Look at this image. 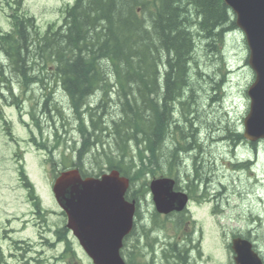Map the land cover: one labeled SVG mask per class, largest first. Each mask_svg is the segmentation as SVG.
I'll use <instances>...</instances> for the list:
<instances>
[{
    "label": "trees",
    "instance_id": "trees-1",
    "mask_svg": "<svg viewBox=\"0 0 264 264\" xmlns=\"http://www.w3.org/2000/svg\"><path fill=\"white\" fill-rule=\"evenodd\" d=\"M21 3L16 0L15 9L11 6V31L0 30V98L10 95L19 104L23 96L13 95L15 83L31 91L35 84L44 85L54 78L56 86L62 88L72 115L71 120L66 119L64 111L57 110L65 139L55 127L56 144H40L49 151L55 177L72 167L93 175L101 172L104 164L128 176L133 184L155 175L164 165L178 176L185 156L195 153L196 174L188 184L189 193L195 196L202 184L197 153H204V145L201 127L197 125L190 135L184 128L188 123L193 127L188 115L198 110L192 106L207 92L197 84L205 76L195 55L202 48L212 50L218 55L220 72L225 65L221 49L230 32L238 29L224 0H75L62 9V25L52 24L44 33L34 17L21 9ZM46 71L49 75H41ZM219 82L212 80V85L217 84L211 85L213 91H220L224 77ZM53 92L45 97L48 114ZM216 98L221 103L220 97L211 100ZM179 114L184 115V121L176 118ZM49 117L55 123L53 116ZM222 130L226 133L222 140L233 148L245 140L243 133L229 125ZM71 131L82 138L80 143L69 141L67 133ZM219 131L216 129L214 135ZM68 143L70 153L76 154L70 167L58 163L56 157L61 144ZM91 156L95 160L91 167L96 166L92 173L85 166ZM146 192L147 184L140 195ZM138 228L149 246L158 242L151 239L152 228ZM190 235L184 243L169 244L164 251L173 264H187ZM137 255L143 254L130 251L128 262L135 264Z\"/></svg>",
    "mask_w": 264,
    "mask_h": 264
},
{
    "label": "rangeland",
    "instance_id": "rangeland-1",
    "mask_svg": "<svg viewBox=\"0 0 264 264\" xmlns=\"http://www.w3.org/2000/svg\"><path fill=\"white\" fill-rule=\"evenodd\" d=\"M73 1L22 0L20 7L24 12L36 17L38 27L44 33L49 25L55 24L61 19L62 9ZM15 2L16 0H0V30L4 32L11 31L8 15L11 14L13 8L15 9ZM221 51H223L222 58L225 65L220 72V64L216 58L218 55L212 50L202 48L196 54L197 56L195 55L201 64L199 70L205 76L203 79L200 77L197 84L205 87L207 92L200 94L197 106H192V109L199 107L198 110L188 115L189 119L193 121V127L188 123L184 128L185 133L190 135L197 125L201 127L200 141L204 145V153H197V162L202 165L200 170L202 184H199V189L195 194L198 200H194L189 205V211L186 214L189 217L184 216L180 221L181 226L176 228L177 224L180 225L177 222L180 214L161 216L159 220L154 214L151 194L147 193L144 199L139 200L140 224H148L149 227L152 222L160 224L162 231H157V234L163 238L164 243L170 239L172 244L178 241L184 243V236L187 233H192V244L198 245L199 249L190 252L187 264H234V254L228 244L231 243L234 234H242L246 237L250 230L253 231L250 239L264 256V144L259 146L255 153L252 146L248 144V140L239 142L240 147L237 150L232 149L231 143L222 140L226 135L222 128L226 125L238 133L244 132V119L249 111L250 101L247 90L255 76L248 64L249 51L243 33L237 30L229 34ZM4 64H6L5 60ZM8 71L9 69H6V72ZM207 74L217 83L221 82L224 77L225 82L221 84L220 91L216 88V92L212 90V80L206 76ZM41 75L49 74L46 71ZM53 80L54 78L49 82L46 81L44 85L42 83L35 84L29 92L28 89L24 91L25 89H22L20 84L15 83L13 95L23 96L19 97V104L10 95L6 99L0 98V246L7 257L10 256L11 251L17 254L22 253L19 256H14L17 259H14V262L12 261L10 264H22L23 260L29 259L30 261L32 257H36V253L31 250L16 252L18 244L13 239L3 241V232L5 227H8L5 226L6 220L11 221V227L18 229L25 221L26 215L32 214L35 210L34 206L32 209L30 206V190L23 187L26 178L20 173L21 167L24 169L25 176H28L40 197L43 198L44 214L40 218L41 221L47 218L50 212L55 210L54 208L59 209L52 193L55 178L54 167L49 162V151L39 144H42L43 141H46L50 146L53 145V142L56 144V140H54L55 127H58V134L65 139L66 130L61 127L60 116L57 112L59 108L64 111L66 119L71 120L72 115L68 109L67 96ZM197 84H195L196 87H198ZM214 85L216 87L217 84L212 86ZM54 88H56L55 91ZM50 92L53 94L48 114V111L44 109V103L46 94ZM213 97H220L221 103L217 102V98L213 102L211 100ZM49 116H53L55 123ZM176 118L181 121L185 120L183 114H179ZM216 129L220 131L219 134L214 135ZM74 132L67 133V138L69 141L74 139L76 143H80L82 138L76 131ZM179 140L181 141L180 135ZM175 144L178 143L175 142ZM183 144L186 142L184 141ZM67 146L61 144L56 157L58 163L70 167L71 161H76V154L70 153L68 149L71 147V143H68ZM235 152L240 162L245 163L249 159H254L256 162L254 167L251 170H243L240 169L241 167L235 166L237 163V160L233 158ZM194 156L195 153L185 156L184 168L179 170L178 176L175 175V172L172 174L173 178L178 180L180 189L186 192H188L189 181L196 174ZM85 162L86 170L94 172L96 166L91 167V163L95 164L94 156L86 158ZM101 167V174L108 172L106 165L102 164ZM166 167L164 165L162 168L164 172L167 171ZM96 175H100V172H95L92 176ZM164 175L157 171L155 177L149 175L141 182L134 181L133 184L137 187H132L131 190L141 194L143 185ZM48 220L50 225H57L55 221H64L63 218L54 216L49 217ZM172 222H174L173 225ZM39 225L41 222L37 224L34 220L33 225H28L25 232L14 235L27 239L37 245L36 249H41L37 229ZM11 231L12 229L7 234H10ZM138 234L137 228L136 233L126 241V246L122 250L123 258L126 261H128L127 254L130 251H139L143 255L135 256V264H173L175 262L169 255L160 251L161 240L149 246L146 237H139ZM157 234H151V239ZM149 241L152 244V240ZM62 247V245L59 247V251H62ZM80 250L79 248L81 263L91 264ZM50 251L52 250L48 249L46 252ZM0 255L2 256L1 251ZM21 255L24 256V259L20 258ZM74 260L77 258L66 257L64 264H75ZM34 263L36 262L34 261Z\"/></svg>",
    "mask_w": 264,
    "mask_h": 264
},
{
    "label": "water",
    "instance_id": "water-1",
    "mask_svg": "<svg viewBox=\"0 0 264 264\" xmlns=\"http://www.w3.org/2000/svg\"><path fill=\"white\" fill-rule=\"evenodd\" d=\"M236 16L249 49L248 62L255 81L248 89L249 113L244 136L264 139V0H224ZM130 180L117 170L99 178L83 177L80 170L63 171L54 183L57 202L65 211L68 227L78 237L94 264H127L121 255L124 239L134 228L136 203L126 200ZM175 181L164 178L150 185L159 213L182 211L188 196L174 191ZM235 264H264L253 243L238 237L232 241Z\"/></svg>",
    "mask_w": 264,
    "mask_h": 264
},
{
    "label": "flooded vegetation",
    "instance_id": "flooded-vegetation-1",
    "mask_svg": "<svg viewBox=\"0 0 264 264\" xmlns=\"http://www.w3.org/2000/svg\"><path fill=\"white\" fill-rule=\"evenodd\" d=\"M27 178V177H26ZM28 179V178H27ZM24 189L26 190H30V193H29V199H30V206H31V209H32V206H34V211L33 213H28L26 215V219L23 223H21V226L20 228H13L11 227V221L10 220H6V223H5V226H8V227H5V230H4V237H3V241L6 242L8 239L10 240H15L16 243L18 244L17 248H16V252H22L23 250L24 251H34L35 250V247H34V243L28 241L27 239H24L20 236H16L14 234H18L20 235L22 232H25L27 230V226L28 225H33L34 223V220L37 222V224L39 222H41V225H39L37 228L38 229V232H39V238L42 237V241H47L49 236H52L53 240L54 241H59L60 239H62L61 235H60V232H64V228H65V224L64 225H50L49 224V221H48V218L51 217V216H54V217H61L64 219L65 215H64V212L61 210V209H57V210H53L52 212H50V215L45 218L43 221H41V216L42 214H44V205L42 203V197H40V195L38 194L37 191H32L33 190V186L27 181V180H24ZM35 194V195H34ZM55 209V208H54ZM23 216V215H22ZM12 229L11 233L10 234H7V232ZM49 229L51 231V234L50 235H47L48 233L46 232V230ZM40 245L43 246L41 240H40ZM33 244V245H32ZM0 251L2 252V256L0 255V264H10L12 261L14 262V259H17V258H14V256H19V254H22V253H15V252H10V256L7 257V255L4 253L3 249H2V246H0ZM39 250H36V253H38ZM43 252L40 254V256L36 259H34L32 257V259L29 261V259H25L22 261V264H41L43 261H44V257H43ZM58 257V256H56ZM20 258L24 259V256L21 255ZM34 261L36 263H34Z\"/></svg>",
    "mask_w": 264,
    "mask_h": 264
}]
</instances>
